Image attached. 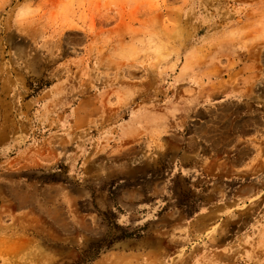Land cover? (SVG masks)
Listing matches in <instances>:
<instances>
[{
  "label": "rangeland",
  "instance_id": "rangeland-1",
  "mask_svg": "<svg viewBox=\"0 0 264 264\" xmlns=\"http://www.w3.org/2000/svg\"><path fill=\"white\" fill-rule=\"evenodd\" d=\"M228 98L264 116V0H0V264H192L182 222L128 220L123 192ZM249 208L199 234L200 264H264ZM147 230L157 251L121 246Z\"/></svg>",
  "mask_w": 264,
  "mask_h": 264
},
{
  "label": "crops",
  "instance_id": "crops-1",
  "mask_svg": "<svg viewBox=\"0 0 264 264\" xmlns=\"http://www.w3.org/2000/svg\"><path fill=\"white\" fill-rule=\"evenodd\" d=\"M206 114L200 124L199 149L185 150L180 156L184 162L175 169L170 167L147 189L128 187L123 192L128 220L182 222L192 264H200L201 253L218 244L216 240L200 244L199 234L203 236L213 224L227 220L229 213L248 214L251 199L264 197V148L260 140L264 116H259L249 101L229 98L215 103L213 111ZM137 171L142 168L129 169L126 178L134 179ZM153 227L158 225L151 224L150 229ZM158 241L156 232L147 230L125 238L121 246L135 254L155 252Z\"/></svg>",
  "mask_w": 264,
  "mask_h": 264
},
{
  "label": "bare ground",
  "instance_id": "bare-ground-1",
  "mask_svg": "<svg viewBox=\"0 0 264 264\" xmlns=\"http://www.w3.org/2000/svg\"><path fill=\"white\" fill-rule=\"evenodd\" d=\"M201 1H203V0H201ZM263 1V0H262ZM206 2V1H205ZM255 3V2H254ZM233 5V4H232ZM210 7V6H209ZM214 7V6H213ZM204 8V7H203ZM210 8H212V7H210ZM226 15V14H225ZM216 17V16H215ZM221 17V16H220ZM234 17V16H233ZM205 19H206V17H205ZM203 22H204V20H203ZM215 22V21H214ZM202 24V23H201ZM205 25H207V24H205ZM261 39V38H260ZM263 40V39H262ZM260 41V40H259ZM260 43V42H259ZM258 44V43H257ZM260 46H262V45H260ZM261 48V47H260ZM253 50V49H252ZM255 52V51H254ZM243 53V52H242ZM259 53V52H258ZM262 53V52H261ZM247 54V53H246ZM239 55V54H238ZM255 55V54H254ZM258 56V55H257ZM235 57V56H234ZM262 57V56H261ZM252 58V57H251ZM248 60V59H247ZM254 60V59H253ZM259 60V59H258ZM256 61V60H255ZM252 62V61H251ZM254 62V61H253ZM249 65H251V64H249ZM204 66H206V65H204ZM249 67V66H248ZM254 67V66H253ZM208 68V67H207ZM232 68V67H231ZM225 69H226V67H225ZM253 69V68H252ZM240 71V70H239ZM246 71V70H245Z\"/></svg>",
  "mask_w": 264,
  "mask_h": 264
}]
</instances>
